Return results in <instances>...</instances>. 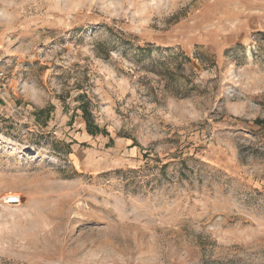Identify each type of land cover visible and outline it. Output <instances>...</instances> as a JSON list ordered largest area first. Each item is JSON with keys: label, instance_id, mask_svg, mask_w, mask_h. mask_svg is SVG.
I'll return each mask as SVG.
<instances>
[{"label": "rangeland", "instance_id": "374dc122", "mask_svg": "<svg viewBox=\"0 0 264 264\" xmlns=\"http://www.w3.org/2000/svg\"><path fill=\"white\" fill-rule=\"evenodd\" d=\"M0 264H264V0H0Z\"/></svg>", "mask_w": 264, "mask_h": 264}, {"label": "built area", "instance_id": "2783aa9c", "mask_svg": "<svg viewBox=\"0 0 264 264\" xmlns=\"http://www.w3.org/2000/svg\"><path fill=\"white\" fill-rule=\"evenodd\" d=\"M4 77V72L0 69V80H2Z\"/></svg>", "mask_w": 264, "mask_h": 264}]
</instances>
